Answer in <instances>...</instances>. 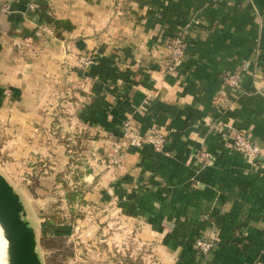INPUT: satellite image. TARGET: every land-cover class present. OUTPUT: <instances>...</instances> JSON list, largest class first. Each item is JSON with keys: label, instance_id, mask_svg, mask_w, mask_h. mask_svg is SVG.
<instances>
[{"label": "crops", "instance_id": "1", "mask_svg": "<svg viewBox=\"0 0 264 264\" xmlns=\"http://www.w3.org/2000/svg\"><path fill=\"white\" fill-rule=\"evenodd\" d=\"M188 21L182 62L163 71ZM44 23L52 32L40 38ZM227 72L240 73V87ZM58 121L69 136L87 133L85 155L100 154L82 177L84 209L136 224L159 264H264V0H0V161L51 163L42 195L70 160ZM127 122L159 127L164 151L128 145L109 167L101 155ZM239 131L256 158L233 146ZM199 236L215 241L208 253Z\"/></svg>", "mask_w": 264, "mask_h": 264}, {"label": "rangeland", "instance_id": "2", "mask_svg": "<svg viewBox=\"0 0 264 264\" xmlns=\"http://www.w3.org/2000/svg\"><path fill=\"white\" fill-rule=\"evenodd\" d=\"M192 24L193 22L191 21L185 22L179 27V31L174 33L168 41L169 54L166 67L163 71L172 69L182 62L185 55V32L191 28ZM51 32L52 30L48 35ZM37 36L40 38L44 37L38 34ZM179 50L182 51L181 55L179 54ZM261 52V43H259L255 49V65L260 60ZM173 57H175L176 62H174ZM79 60L84 65H89L93 58L82 56L79 57ZM87 61L88 63H86ZM230 73H238L240 75L239 72H227L223 75V79L225 80ZM240 80H242L241 75ZM57 124L58 128L55 136L61 141L68 139L74 143L75 138L67 135L66 131H63L64 129L59 121ZM123 125L122 139L114 143L113 148L108 154L104 152L101 155V158L106 160L107 166L118 167L122 162L124 150L128 145L138 147L149 145L157 152L164 151L167 136L159 127H153L146 133H140L129 122ZM155 130L162 133L165 137V143L160 148H155L153 146L154 142L151 140L154 137L151 134ZM138 140L139 143L137 142ZM66 146L70 158L72 151L68 145ZM203 152L208 153L207 151H200L198 153L199 157H202ZM99 156L100 154L96 150H92L91 153L88 152L87 155L84 154L83 150L79 151L78 157L85 158V162L80 166H85L87 160ZM203 157L207 158L208 156ZM43 161L47 160H40L35 157L24 167L9 166L6 168L3 164L9 165L13 162V159L3 157L0 161V169L2 167L5 168L7 171L5 175L9 178H11L10 173L18 174L15 178L12 175L13 180L11 182L21 192L26 204L27 214L37 227L38 250L44 264H97L98 261L103 260H105L104 264H159L155 255V244L153 242H145L144 238L139 236L141 231H139V227L136 224L120 221L118 217L114 216L115 214L111 209L97 211L95 207L91 206L84 209V206L87 204L85 202H75L72 204L73 208H71V205L66 200V192L69 187L73 190L77 184L79 185L80 180L77 182L72 179L73 168L77 166L76 163H71L69 160L64 170L55 173L56 183L54 182L53 186L47 189L46 193L43 192V195L38 194L37 189H40L39 187L41 186V176L47 171L50 172L49 167ZM49 164L51 165V163ZM57 177L67 181V186H64L63 181L58 180ZM52 214L61 215L66 218L67 221L73 224L74 231L64 240L56 243L53 248H47L42 241L41 224L46 216ZM202 237H195V240ZM205 238L212 239L209 237ZM117 248L120 252L117 251ZM0 258V264H4L2 248L0 250Z\"/></svg>", "mask_w": 264, "mask_h": 264}, {"label": "water", "instance_id": "3", "mask_svg": "<svg viewBox=\"0 0 264 264\" xmlns=\"http://www.w3.org/2000/svg\"><path fill=\"white\" fill-rule=\"evenodd\" d=\"M27 213L22 195L0 171V226L7 240L8 264H44L37 227Z\"/></svg>", "mask_w": 264, "mask_h": 264}, {"label": "trees", "instance_id": "4", "mask_svg": "<svg viewBox=\"0 0 264 264\" xmlns=\"http://www.w3.org/2000/svg\"><path fill=\"white\" fill-rule=\"evenodd\" d=\"M86 136L87 133L82 132L75 134V143L71 140L64 139V142L69 146V148H71L72 151L70 162L77 164V166L73 168L72 179L77 182L80 180L79 185L77 184L75 189L71 190L69 187L66 192V200L68 204L71 205V208H73L72 204L75 202H85L84 195L88 190V186L83 181L82 177L88 172L89 168L87 164L81 167L80 165L85 162V158L78 157V152L82 151L81 141L86 139ZM57 178L58 180L63 181L64 186H67V181L60 179V177ZM73 231V224L61 215H48L41 224L42 241L47 248H53L56 243L64 240L66 237L71 235Z\"/></svg>", "mask_w": 264, "mask_h": 264}, {"label": "built area", "instance_id": "5", "mask_svg": "<svg viewBox=\"0 0 264 264\" xmlns=\"http://www.w3.org/2000/svg\"><path fill=\"white\" fill-rule=\"evenodd\" d=\"M6 8H9V6L7 5ZM36 31L38 35L44 36L51 31V27L50 25L44 23V24H41L36 29ZM23 45L24 46L28 45V43L25 42L23 44H20L19 46L22 47ZM179 54L180 55L182 54L181 50H179ZM173 60L174 62H176L175 57H173ZM86 63H88V61ZM225 80L229 85L236 86V87L241 86L240 75L238 73H230V75H228ZM151 135H154V137L151 140L154 142L153 146L155 148H160L164 145L165 137L163 136L162 133L155 130ZM137 142L139 143V140ZM233 144L236 150L242 153L248 154L254 158H256L261 153L259 146L253 141V139L251 138V135L245 131H239L237 133ZM203 156H209V153L203 152L202 157L200 156V159L206 158ZM195 245L200 249L201 253H208L215 246V241L212 239H207L205 237L204 238L202 237V238H197L195 240Z\"/></svg>", "mask_w": 264, "mask_h": 264}, {"label": "bare ground", "instance_id": "6", "mask_svg": "<svg viewBox=\"0 0 264 264\" xmlns=\"http://www.w3.org/2000/svg\"><path fill=\"white\" fill-rule=\"evenodd\" d=\"M0 243H1L0 244V250H1V248L3 249V263L4 264H8V260H7V240L4 237L3 230L1 228V226H0Z\"/></svg>", "mask_w": 264, "mask_h": 264}]
</instances>
